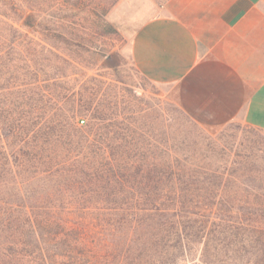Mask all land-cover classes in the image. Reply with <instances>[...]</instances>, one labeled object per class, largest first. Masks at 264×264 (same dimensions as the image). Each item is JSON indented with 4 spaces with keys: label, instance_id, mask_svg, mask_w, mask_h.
Listing matches in <instances>:
<instances>
[{
    "label": "trees",
    "instance_id": "1",
    "mask_svg": "<svg viewBox=\"0 0 264 264\" xmlns=\"http://www.w3.org/2000/svg\"><path fill=\"white\" fill-rule=\"evenodd\" d=\"M119 1L0 0V264H264V173L115 159L59 120L39 56L92 51Z\"/></svg>",
    "mask_w": 264,
    "mask_h": 264
},
{
    "label": "rangeland",
    "instance_id": "2",
    "mask_svg": "<svg viewBox=\"0 0 264 264\" xmlns=\"http://www.w3.org/2000/svg\"><path fill=\"white\" fill-rule=\"evenodd\" d=\"M167 1L120 0L107 15L114 31L98 38L92 51L56 45L57 57L39 56L49 75L63 79L57 92L68 96L59 120L94 130L92 137L102 138L115 159L172 166L200 180L264 173V131L242 122L196 123L179 106L174 86L149 80L135 65L134 33Z\"/></svg>",
    "mask_w": 264,
    "mask_h": 264
},
{
    "label": "crops",
    "instance_id": "3",
    "mask_svg": "<svg viewBox=\"0 0 264 264\" xmlns=\"http://www.w3.org/2000/svg\"><path fill=\"white\" fill-rule=\"evenodd\" d=\"M131 54L196 123L264 131V0H168L138 26Z\"/></svg>",
    "mask_w": 264,
    "mask_h": 264
},
{
    "label": "built area",
    "instance_id": "4",
    "mask_svg": "<svg viewBox=\"0 0 264 264\" xmlns=\"http://www.w3.org/2000/svg\"><path fill=\"white\" fill-rule=\"evenodd\" d=\"M82 123H84V121H82Z\"/></svg>",
    "mask_w": 264,
    "mask_h": 264
}]
</instances>
